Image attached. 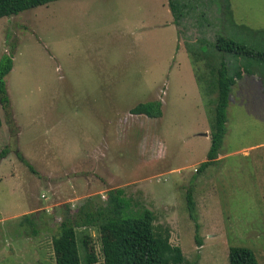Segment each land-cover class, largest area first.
Instances as JSON below:
<instances>
[{
	"label": "rangeland",
	"instance_id": "1",
	"mask_svg": "<svg viewBox=\"0 0 264 264\" xmlns=\"http://www.w3.org/2000/svg\"><path fill=\"white\" fill-rule=\"evenodd\" d=\"M169 1L56 0L0 17V58H12L0 102V264H54L65 207L103 204L114 188L130 211L151 210L190 264H228L229 246L264 264V61L213 42L264 50V0H176L186 4L177 22ZM220 59L253 74L236 80L220 154L197 172L211 108L195 72ZM151 100L161 117L129 112ZM82 241L86 264H103L104 236L89 228Z\"/></svg>",
	"mask_w": 264,
	"mask_h": 264
},
{
	"label": "trees",
	"instance_id": "2",
	"mask_svg": "<svg viewBox=\"0 0 264 264\" xmlns=\"http://www.w3.org/2000/svg\"><path fill=\"white\" fill-rule=\"evenodd\" d=\"M52 1L56 0H0V17L16 15ZM185 5L179 4L176 0L169 1L176 22L183 15ZM213 42L214 48L222 55H241L250 60L264 61V50L248 48L233 38L219 34L215 36ZM196 61L197 58L193 60ZM11 68L12 58L4 54L0 58V102L4 105L8 104L4 77ZM241 72L252 73L248 65L235 67L222 59L218 64L204 66L195 72L201 91L209 97L211 108L208 116L210 146L206 160L200 163L197 172H201L215 162L220 154L226 133V109L235 79L240 78ZM259 79L264 85V77L260 75ZM161 106L159 100L140 102L130 108L129 112L147 118H159L162 116ZM4 152L3 150L0 153V158ZM19 158L29 170L33 171L32 166L20 154ZM129 206L130 201L124 196L122 188L108 190L103 204H96L91 199H87L74 212L66 206L57 233L51 239L52 251L57 254L54 264H86L88 250L82 241V236H85L89 228L97 230L104 236L105 241L101 248L103 264H190L181 249L170 244L168 230L155 229L151 210L141 208L138 211H130ZM187 209L193 217V203L188 195ZM127 211L130 215L125 213ZM29 217L28 214L23 215V220L31 225L29 234L36 235L37 229L32 226ZM79 228L81 231H77ZM197 243L201 245L199 240ZM227 259L228 264H259L254 252L247 247L229 246Z\"/></svg>",
	"mask_w": 264,
	"mask_h": 264
},
{
	"label": "crops",
	"instance_id": "3",
	"mask_svg": "<svg viewBox=\"0 0 264 264\" xmlns=\"http://www.w3.org/2000/svg\"><path fill=\"white\" fill-rule=\"evenodd\" d=\"M252 74H253V72H252L251 74H246V73H244V72H241V73H240V75H241L240 78H241L243 75H252ZM257 76H258V78H259L260 75L257 74ZM240 78H238V79H240ZM236 80H237V79H235V82H236ZM234 85H235V84H234ZM234 85H233V86H234ZM231 93H232V91H231ZM231 96L233 97L232 94H230V98H232ZM230 98H229V101H230ZM228 103H229V102H228Z\"/></svg>",
	"mask_w": 264,
	"mask_h": 264
}]
</instances>
